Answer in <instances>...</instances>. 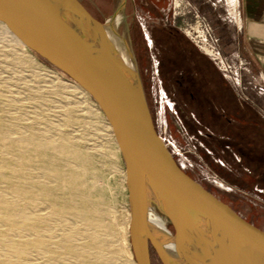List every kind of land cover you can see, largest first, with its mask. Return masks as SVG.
<instances>
[{
    "label": "rangeland",
    "instance_id": "374dc122",
    "mask_svg": "<svg viewBox=\"0 0 264 264\" xmlns=\"http://www.w3.org/2000/svg\"><path fill=\"white\" fill-rule=\"evenodd\" d=\"M120 1L79 0L100 21L111 15ZM233 5L234 0H125L118 17L112 18H117L113 27L125 41L129 60L134 61L154 129L177 165L244 220L264 231V108L249 101L251 95L254 99L264 96V87L251 82L250 66L234 49ZM104 27L125 48L108 20ZM11 42L0 28V163L9 164L10 175L26 185L35 181L53 183L38 164L20 167L24 143L11 151L2 145L13 138L26 140L31 130L38 132L42 143L44 139L54 144L75 143L92 155L91 166L99 173L92 183L106 191L111 202L94 203L99 224L86 232H93L99 244L91 258L96 262L113 253L109 264H131L135 261L131 244L125 245V240L130 242V208L124 166L121 156L109 151L112 138L105 131L104 116L84 90V94L72 91L75 83L62 72L28 50L33 60L30 63L28 54ZM208 77L220 81V85L224 83L218 77L224 78L227 90L237 94L242 103L237 107L231 103L224 109L217 106V93H208L211 83L204 84ZM189 81L197 87H187ZM191 91H197L194 101L187 97ZM209 100L215 108L208 114L203 103ZM63 161L75 166L67 158ZM2 186L0 198L11 200ZM14 201L21 208L28 206L24 201ZM46 205L37 204L36 211L31 212L39 220L43 236L65 231L66 225L83 228L77 219L47 216ZM38 207L44 208L41 212L45 217H39ZM159 216L172 232L168 220ZM79 236L84 237L72 232L74 241ZM148 251L150 264H162L150 244ZM12 258L21 264L30 259L31 264L51 263L43 252Z\"/></svg>",
    "mask_w": 264,
    "mask_h": 264
},
{
    "label": "water",
    "instance_id": "95a60500",
    "mask_svg": "<svg viewBox=\"0 0 264 264\" xmlns=\"http://www.w3.org/2000/svg\"><path fill=\"white\" fill-rule=\"evenodd\" d=\"M124 3L100 21L79 0H0V22L95 101L119 149L131 212L152 204L171 225L185 264H205L207 254L224 264H264V231L182 171L157 135L134 61L122 59L103 27ZM203 243L207 251L190 254L189 246ZM132 251L136 257L133 245ZM145 259L138 264H148Z\"/></svg>",
    "mask_w": 264,
    "mask_h": 264
},
{
    "label": "bare ground",
    "instance_id": "6f19581e",
    "mask_svg": "<svg viewBox=\"0 0 264 264\" xmlns=\"http://www.w3.org/2000/svg\"><path fill=\"white\" fill-rule=\"evenodd\" d=\"M116 17H118V15H116ZM116 19L117 18L111 19L109 22L110 27L115 24ZM0 28L8 35L10 40L18 45L29 57L28 50L30 49L23 45L1 22ZM105 28L106 27H104V29ZM106 34L117 48L122 59L130 65L131 61L121 41H118L119 39H116L111 33L110 35L108 33ZM28 61L30 63L33 62L30 57ZM71 89L75 93H83V89L77 83H75ZM99 110V114L104 116L101 110ZM105 131L108 132L109 136H111L110 138H112L109 149L110 153L115 157H120L119 149L114 137H112L113 134L108 122L106 123ZM19 138L20 137L6 140L2 145L4 148L11 151L18 145L24 143L26 146L19 156L20 167L24 168L30 164H38L51 178H53V183H38L35 181L31 185H26V183L10 175L12 167L9 164L6 162L0 163V185H3L2 187L5 193H7L11 199L6 201L0 198V264H21L19 260L17 261L12 257L30 255L33 251L43 252L46 255V260L51 262L50 264H63L61 261L65 259H72V261L67 264H109L108 259L113 257V253L110 252V257H107L108 259L101 258V260L96 261L97 263L92 260L91 255L98 249L99 240L95 238L93 232L87 234V232H89L88 228L94 229L99 224L100 217L98 216V211L94 208V203L109 204L111 202L107 192L99 189L92 183L93 180L99 177L98 171L91 166L93 160L92 155L80 149L79 145L75 143L54 144L48 141L45 142V139L42 143L40 135L35 130L29 132V136L26 140L22 141V139ZM63 158L69 159L75 163V166L72 167L71 164H66L67 162H64ZM124 176L125 175H123V181L125 183ZM16 199L26 202L28 205L27 208L19 207L14 201ZM44 202L48 205H46L48 207L47 216L63 220L69 218L74 220L77 219L79 220L78 223L80 222L83 228L80 229L76 226H72V222V227H70V225L67 227L66 225L64 228L65 231L52 234V237L43 236L42 228L39 226V220L35 218L33 214L31 215V212L36 211L37 207H35V205ZM147 206L148 207L143 209L141 205L136 204V207L133 208V212L130 210L128 213L127 232L128 236H130V242L125 240V245L131 244V250L132 245L136 250V257L132 251L136 262L132 261L131 264H138L139 261L146 260L145 257L147 258L148 264H150L148 251L149 241L156 247L165 264H185V258L179 257L175 252L172 235L171 232L168 231L169 228L167 229L165 227L166 224H163L155 207L152 204ZM34 208L36 209L34 210ZM43 209L44 208H39L37 212L39 217L40 215H45L44 212H41ZM72 232L74 234L82 233L84 237L81 238L79 236L80 239L78 238L77 241H74L72 239ZM75 237L73 236L74 239ZM51 238H55L52 243L50 240ZM203 244H193L189 246L188 249L193 250L190 254L199 255L197 254L199 253L198 251H207L205 243ZM30 260L26 261L25 264H31ZM205 264L224 263L221 260L216 262V259H213L211 255L207 254V256L205 255Z\"/></svg>",
    "mask_w": 264,
    "mask_h": 264
},
{
    "label": "crops",
    "instance_id": "0c3cea01",
    "mask_svg": "<svg viewBox=\"0 0 264 264\" xmlns=\"http://www.w3.org/2000/svg\"><path fill=\"white\" fill-rule=\"evenodd\" d=\"M234 17L235 24L233 27V34L235 40L234 49L239 50V57L244 59L253 73V78L251 82H256L257 85L264 87V0H234ZM235 53V55H237ZM176 63L178 60H176ZM224 85H220V81L211 80L209 77L204 81V84L211 83L208 93H217V106L226 108L229 107L231 103L237 107L242 102L240 101L237 94L231 95L229 90L225 86V79L218 77ZM254 82V83H255ZM191 87H194L197 84L195 82L189 81ZM253 83V84H254ZM209 86V85H208ZM197 87V86H195ZM203 88V85H202ZM197 91L189 92L190 95H187L189 100L194 101L197 98ZM258 94V93H257ZM260 96V97H259ZM256 99L251 95L250 102L253 103L258 108H264V96L260 94ZM240 102V103H239ZM206 104V105H205ZM203 105L207 106L209 114L212 111V108H215V105L209 102H204ZM245 143L244 141L241 142Z\"/></svg>",
    "mask_w": 264,
    "mask_h": 264
},
{
    "label": "trees",
    "instance_id": "16d2710c",
    "mask_svg": "<svg viewBox=\"0 0 264 264\" xmlns=\"http://www.w3.org/2000/svg\"><path fill=\"white\" fill-rule=\"evenodd\" d=\"M263 152H261V153H259V155H261ZM264 154H262V156H263ZM264 162V161H263Z\"/></svg>",
    "mask_w": 264,
    "mask_h": 264
}]
</instances>
